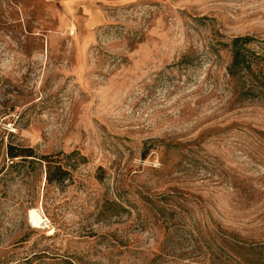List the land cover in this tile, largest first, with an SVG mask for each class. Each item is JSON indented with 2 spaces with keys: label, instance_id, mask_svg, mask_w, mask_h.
<instances>
[{
  "label": "rangeland",
  "instance_id": "obj_1",
  "mask_svg": "<svg viewBox=\"0 0 264 264\" xmlns=\"http://www.w3.org/2000/svg\"><path fill=\"white\" fill-rule=\"evenodd\" d=\"M240 36L264 67V0H0V264H264Z\"/></svg>",
  "mask_w": 264,
  "mask_h": 264
},
{
  "label": "trees",
  "instance_id": "obj_2",
  "mask_svg": "<svg viewBox=\"0 0 264 264\" xmlns=\"http://www.w3.org/2000/svg\"><path fill=\"white\" fill-rule=\"evenodd\" d=\"M259 42L252 36H240L233 38L230 43L221 44L223 48H228L231 53V63L227 68L228 75L231 80L236 82L239 88V96L247 100H264V67H262L261 63L263 58L255 48L251 47ZM189 58H184V61L190 62ZM8 156L13 161L16 158H22V161H30L29 163H33L34 159L46 162V180L48 183L53 181L61 183L65 180V176L69 174L63 165H52L55 162L52 158L48 156L39 158L31 148L15 150L10 147ZM52 169L59 173L58 178L52 177Z\"/></svg>",
  "mask_w": 264,
  "mask_h": 264
},
{
  "label": "bare ground",
  "instance_id": "obj_3",
  "mask_svg": "<svg viewBox=\"0 0 264 264\" xmlns=\"http://www.w3.org/2000/svg\"><path fill=\"white\" fill-rule=\"evenodd\" d=\"M30 219H31L32 222H34V224L37 227H39V225L42 224V222H43L42 217L36 211H31V213H30Z\"/></svg>",
  "mask_w": 264,
  "mask_h": 264
},
{
  "label": "built area",
  "instance_id": "obj_4",
  "mask_svg": "<svg viewBox=\"0 0 264 264\" xmlns=\"http://www.w3.org/2000/svg\"><path fill=\"white\" fill-rule=\"evenodd\" d=\"M59 1H65V0H59Z\"/></svg>",
  "mask_w": 264,
  "mask_h": 264
}]
</instances>
